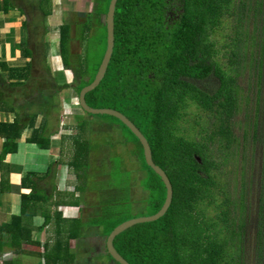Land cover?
I'll use <instances>...</instances> for the list:
<instances>
[{"label":"trees","instance_id":"16d2710c","mask_svg":"<svg viewBox=\"0 0 264 264\" xmlns=\"http://www.w3.org/2000/svg\"><path fill=\"white\" fill-rule=\"evenodd\" d=\"M45 1L47 4L50 3V0ZM110 1H105V11L102 5L103 10L99 14V21L93 24L94 14L90 12L87 14L86 23L82 26V29L88 33L92 26L97 28L98 23L101 28H104L103 42L106 46L91 75L88 73L89 64L83 63L81 67H78L77 62H74L77 57L75 53H72L70 46L75 38L72 35L73 23L66 21L61 26L58 40L60 59L64 69L72 71L74 77L71 82L61 86L51 76L48 81L50 86L48 90L51 89L53 95L51 97L58 96L62 88L66 86L73 87L79 96L81 90L94 81L108 49L106 15ZM248 1H118L114 54L106 77L99 87L86 95V102L93 108L116 109L128 116L148 138L155 162L166 171L174 189L172 204L164 217L158 221L135 225L116 238L115 246L118 252L131 264H229V257L224 249L226 242L220 235L223 230L217 228L222 221L229 229L230 211L223 209L216 218H208L205 214L207 209L202 210L200 205L216 206L215 198L218 189L223 193H229L225 190L227 189L225 184L228 185V183H221L218 180L222 167L212 159L210 144L214 141V143L226 142L225 147L230 150V144L237 140L233 134L232 120L239 113L241 88L237 78L231 73L232 66L239 62L240 57L232 52L236 42L234 38L232 43L228 44L232 47L231 55H224L229 63L224 64L219 58L222 48H218L217 43L214 42L215 33L222 29L224 16L234 17L233 9L237 8L239 13L236 26L243 27L244 22L247 25L250 22L245 13L250 15V11L253 10L254 29L251 33L246 31L244 36L250 37L256 43L259 42L260 47L264 49V0H258L253 7ZM99 3L100 0H95L94 7ZM45 14L49 15V12ZM237 34L239 38L241 34L239 32ZM81 45L83 47V44ZM225 47L226 45L223 46ZM25 51L22 57L24 59L31 57L30 53ZM78 53L80 55L81 52ZM226 65L231 68L225 70ZM31 66L30 59L24 65L12 67L0 61V68L8 69V79L14 81V86H22L27 81L29 74L26 73L30 72ZM243 68H247L245 59ZM255 68L257 73L252 77L259 82L257 75H260L262 81L264 53L255 59ZM214 80L217 83L216 89L208 91L205 86ZM259 86V97H261L264 95L263 85L259 83ZM257 102V113L255 112L251 121L246 123L248 129L246 128L245 134L248 135V130L253 129L251 131L254 142H258L264 148V131L259 130L261 121L259 115L262 113L260 100L258 99ZM192 106L196 107L200 117L204 116L208 120L211 118V121L203 123L204 125L199 119L194 120L193 127L199 128L198 139L190 134L192 132L184 127L183 122L192 112ZM40 115L41 113H33L25 116L28 123L25 122L27 120L24 117L16 118L11 123L0 122V134H4L7 143L12 145V148L7 149L6 152L17 148L16 141L21 138L26 128L31 130V135L27 139L30 143L50 149L54 133H47L49 125L46 117H43L37 125ZM74 116L76 117L74 125L65 129L61 127L63 130L76 132L74 136L61 133V142L67 143L68 139H72L70 142L73 148L68 162H62L68 164V167L77 174V179L81 183L77 190L85 192L88 191L89 174L94 171L93 156L96 151L91 146L90 138L84 140L86 134H92L91 129L88 128L89 121L82 115ZM104 116L114 119L116 126L122 127L131 134L135 142L140 145L143 162L146 165L144 171L148 178L146 190L152 194L148 206L152 210L151 216L159 213L166 203L167 196L163 178L148 165L144 146L136 134L120 119L111 115ZM205 124H209L210 127L207 128ZM227 174H229L230 183L236 181L235 173ZM262 176L259 184V223L254 254L258 263L264 262V168ZM241 180L245 181V177H241ZM244 187L240 189L242 198L245 193ZM56 195L60 198L65 194L57 192ZM48 196V191H40L37 188L33 193L22 195V215L14 217L12 222L3 228L0 227V249L6 242L13 254L12 258L4 260L3 264H20V256L25 254L37 256L44 264H76L78 256L73 248L74 241L83 242L91 230L107 241L111 233L128 220L117 218L105 223L107 218L103 220L102 216L94 214L88 215L85 219L83 216L89 209L82 207L80 208L81 216L65 219L58 211L51 215L45 213L44 209V222L40 227H36L33 219L38 210L43 211V204L48 203L52 198L51 195ZM59 198L55 200L56 206L61 202ZM84 199L85 197L81 196L64 199L62 202L81 206ZM226 204L229 208L232 204L231 200H228ZM238 205L239 215L244 218L246 202L238 201ZM25 215H30L27 224ZM243 218H239L241 232L230 238L239 241L237 248L239 264H243L242 245L248 223ZM234 220L237 225L236 219ZM51 224L54 225L53 229L51 228L54 241L50 239L41 243L30 237L32 228L41 232L47 227H52ZM200 232L206 236L202 237ZM235 232V230L230 231L233 234ZM27 244L43 250L42 252L27 251L24 247ZM151 249L154 250L152 256L148 253ZM105 250L106 256L109 255L113 263L121 264L113 258L106 247ZM169 253L172 256L166 258L165 255Z\"/></svg>","mask_w":264,"mask_h":264},{"label":"rangeland","instance_id":"374dc122","mask_svg":"<svg viewBox=\"0 0 264 264\" xmlns=\"http://www.w3.org/2000/svg\"><path fill=\"white\" fill-rule=\"evenodd\" d=\"M64 1L65 4L63 5V10L62 6L58 7V5L56 6L58 7V11H54V19L60 20V17H62L63 20L61 19L58 22H54V26L51 27V31L55 32L56 29L57 32L53 34V38L48 45V56L50 57V60H45L43 62L44 70L48 72L54 80H57L58 84L61 86L68 82V78L71 81L74 75L72 71H68L66 74V71L62 64V60L58 57V55L60 56V47L56 46V43L58 42L57 39H59L60 37V28L58 27V25L64 24L66 21L73 23L72 35L75 37L73 40V45L75 46L74 53L77 57L74 62H77L78 67H81L83 63L89 64L88 73H90V75L94 71L100 55L104 53V49L106 46L103 42L104 28H101V25H99V23L97 24V28H95V26H92L89 31L90 33H88V31H86L85 29H82V26L86 23L87 14L90 12L94 14L92 17L93 24L96 23L97 20L99 21V14L103 10L102 5L104 6L105 1L107 0H100L99 5H97L96 7L92 5V8L87 10V12L78 14L74 12L72 8L74 0ZM86 1L87 0L84 1V4ZM257 1L258 0H249L248 3H250V6L253 7ZM105 9L106 6H104V11ZM233 11L234 17L230 18L228 15L224 16L222 29L219 32L215 33L214 42L217 43L218 48H222V52L219 58L224 64L229 63L228 58L224 55H231L232 47L228 46V44L232 43L234 38L236 42L232 52L238 54V56L240 57L239 62L235 63L232 66L233 71L231 73V75L237 78L238 84L241 88V102L239 113L232 120L234 124L232 127L233 134L234 137L237 138V140L234 141V143L230 144L231 146L229 145L232 148H229L230 150H227V148L225 147L227 144L226 142L214 143V141L210 144L212 159L215 160L216 163L221 164L222 167L220 176H218V180L221 183H228V185L225 184V186H227V189L225 188V190H227L229 193L226 194L219 191V189L216 190L217 195L215 199L217 201V205L207 207L206 204H201L200 208L202 210H204L205 208L207 209L205 214L208 218H216L219 212L223 209H227L230 211L228 220L229 229L226 227L227 224L222 221L218 224L217 229L222 228L223 230L222 234L220 235L226 242V244L224 245V249L226 255L228 254L229 264L231 262V259L232 264H239V262L237 261V259L239 258V250L237 249L239 241H235V239L230 238L234 235L236 236V234H239L241 232L239 228V218L242 219L243 217H240L239 215L240 209L238 201H245L246 215H244V218L248 221V223L245 227V237L244 243L242 245L243 264H264V262L262 261L258 263L255 260L254 256L259 223V184L260 180L263 178L262 169L264 168V148L262 145H259L258 142H254L252 133L253 129L248 130V135L245 134L246 128L248 129L246 123L251 121L253 114L256 112V102L258 101V99L260 100L259 104L262 111V113L259 115V118L261 119L259 130L264 131V95L259 97V83L261 86L263 85L264 92V74L262 81L260 80V75H257L259 82L254 77H252V75H256L257 73L255 68V59L260 57V55H263L264 49L263 47H260L259 42L256 43L252 41L250 37L244 36V33L246 31L248 33H251L254 29L252 26L255 21L253 10L250 11V15L244 12L250 22L248 23V25L244 22L243 27L236 26L238 24L239 10L237 8H234ZM238 32L241 34L239 38L237 36L239 35L237 34ZM27 44L28 40L26 38L23 43L24 47ZM81 44H83V47ZM224 45H226L225 48H223ZM78 52H81L80 55H78ZM11 55L15 56V60L10 58V60H13L11 62H14L15 65L21 66L26 64V61L22 60V57L19 56V54L17 56L16 52L11 53ZM244 59L247 67L246 69L243 68ZM230 68L231 66L228 67L227 65L224 67L225 70H229ZM35 81L38 80L35 78ZM216 86L217 83L214 80L211 81L209 85L205 86V88L208 91H214L216 89ZM34 87L35 84L33 82L30 89H33ZM62 89L64 91V98L66 101L64 102L61 111L57 112V109L55 110V108H52L54 110L51 114V124L48 120L49 128L54 129L55 126L58 127V124L55 121L56 115L58 119L60 116H62L63 118V121L59 125L60 128L57 132L54 133L53 141H55L57 135H60L61 133H65L67 136L75 135V130L73 131L67 129L66 131L63 129L70 125H74V121L76 118L74 115L79 114L82 115L85 120L89 121L90 126H88V128L91 129L92 132V134H86L84 140H88L90 138L91 146L93 150L96 151L93 156L94 171L89 174L90 178L87 181L88 191H78L79 197H85L84 201H82L81 203V207L89 209L88 211L86 210V213L83 217L87 219L88 215L90 216L93 214L96 216H102L103 220L107 218L104 221L106 223L109 222L110 219L126 218L128 219L127 221H129L136 218L151 216L152 210L149 208L148 203L151 200L152 194L149 190H146L148 178H146V172L144 171L146 170V165H144L143 162L140 145L135 142L131 134L125 131L122 127L116 126V121L111 117L104 115H91L83 112L84 110L82 111L83 108L80 105V98L73 87L66 86ZM5 102H11V99L5 100ZM191 108L192 112L183 121L184 127L189 132H192L190 134H193L196 139H198L197 133L199 128L196 129L193 127L194 120L199 119V121L203 124L211 121V118L210 120H208L204 116L200 117L201 115L197 111L196 107L192 106ZM45 115L46 117H48V113H45ZM205 126L207 128L210 127L209 124H205ZM59 130L63 131L59 132ZM245 136L247 137L246 141ZM70 141H72V139H68L67 143L65 144V156L67 153L68 158H70L72 153L70 151L73 150L72 142ZM229 172L235 173L236 181H231L230 183L229 174H227ZM75 175L76 174L70 172V176H67V179L73 180L72 183L76 184L75 181H77V175ZM243 176L245 177V181L241 180V177ZM242 186L245 189L243 198L240 196V189ZM64 189L65 191L72 190L71 188L67 187ZM228 200H231L232 202L229 208H227L226 204ZM105 214H107L108 216H103ZM234 219H236L238 226L235 224ZM103 220H101V222H103ZM187 224L189 225V223ZM53 226L54 225H52V227H48V231H45L46 234H44L45 237L43 238V241L47 242L50 241V239L53 240L52 236H54V234L52 233L53 230H51V228L53 229ZM233 230L236 231L235 234L230 233V231L233 232ZM90 233L91 235H88ZM199 234H201L202 237L206 236V234L202 232H200ZM97 236L98 235L93 233V231L91 230V232L87 233V236L85 237L83 242L74 241L75 243H77L74 249L78 256V261L76 264H94V262H96L95 260L99 259V257L95 256V252L98 255L97 245H95V239L97 238ZM31 250H40V252H42V249L34 246H31ZM153 251V249L148 250V253L152 256ZM165 256L166 258H168L172 255L169 253ZM20 257V260H24L23 256ZM88 257L90 258V260L87 262ZM7 258L8 256L1 258L0 264L4 262L3 259L6 260ZM21 264L44 263L41 262L40 258H38L37 256L31 255L26 257L25 261ZM99 264L116 263H113V261L110 259V256L108 255L103 256Z\"/></svg>","mask_w":264,"mask_h":264},{"label":"crops","instance_id":"0c3cea01","mask_svg":"<svg viewBox=\"0 0 264 264\" xmlns=\"http://www.w3.org/2000/svg\"><path fill=\"white\" fill-rule=\"evenodd\" d=\"M84 1H73L72 8L74 12L77 14L84 13L92 8V5H95V0H87L85 4ZM49 2L47 4L45 0H0V61L7 63L10 67L17 66L14 62H11L13 60H10V58L15 60V56L11 55V53L16 52L17 56L19 54L22 57V54L27 50L31 57L25 59L22 57L21 59L25 61L30 59L32 62L30 72L26 73L27 75L29 74V78L22 86H14V81H9L8 79V69L0 68V122L11 123L16 118L23 119V117L25 118V116H30L33 113H41L38 125L41 119L46 117L45 113H48L46 118H49L48 120L51 124V114L54 110L52 108L57 109V112L61 111L66 101L63 90L59 92L58 96L51 97L53 96L52 91L50 88L48 90V87H50L48 81H50L51 76L43 68V62L50 60L48 45L53 38V34L57 32L56 29L55 32L51 31V27L54 26V22L62 19L60 17V20H55L54 11H58V7L61 6L63 10V5L65 4L64 0H50ZM45 12H49V15H46ZM62 25L60 24L58 27L61 28ZM26 38L28 44L24 47L23 43ZM56 46H59V42L56 43ZM58 57L60 58L59 55ZM65 71L67 74L69 70ZM35 78L38 81H35ZM33 82L35 87L30 89ZM69 82L71 81L68 78L67 83ZM8 99H11L12 103L5 102ZM57 119L56 115L55 121L58 127L55 126L54 129H50L48 126L47 133L53 134L58 131L63 118L60 116L58 121ZM26 120L25 122L28 123V119ZM30 135L31 130L26 128L21 138L16 141L17 148L14 151L6 152L7 149L12 148V145L7 143L4 134H0L1 228L11 223L14 217L22 215V195L33 193L36 188L40 191H48L49 196L51 195L52 197L48 203L43 204V211H37L33 219L36 227H40L44 222V209L45 213H50L51 215L58 211L65 219H74L81 216V206L62 202L64 199L79 198V190L77 189H79L81 183L77 177L76 184L72 183L73 180L67 179V176H70V172L76 173L68 167V164H63V162H68L69 158L67 153L65 156L66 143H61V134L57 135L55 141H53L54 136L52 137L50 149H44L37 144L30 143L27 140ZM66 187L72 190L65 191L64 188ZM57 192L65 195L59 198L56 195ZM56 198L61 201L58 206L55 205ZM24 217L27 224L30 215H25ZM45 231H48V227L41 232L32 228L30 237L45 243L43 241L44 234H46ZM76 244L75 242L73 243L74 249ZM31 246L33 245L27 244L24 247L27 251H35L31 250ZM5 256H8L7 259L13 256L11 248L6 242L3 243L0 249V259ZM28 256L31 255H23L24 260H21L20 264Z\"/></svg>","mask_w":264,"mask_h":264},{"label":"water","instance_id":"95a60500","mask_svg":"<svg viewBox=\"0 0 264 264\" xmlns=\"http://www.w3.org/2000/svg\"><path fill=\"white\" fill-rule=\"evenodd\" d=\"M119 0H111L109 9L106 15V25H107V33H108V49L105 55V58L103 60V63L100 67L99 72H97L94 81L85 86L80 94V105L83 108V110L86 113L90 114H104V115H111L114 116L118 119H120L124 124H126L134 134L140 139L142 145L144 146L145 149V156H146V161L150 167H152L164 180L166 184V189H167V196H166V203L164 207L161 209V211L153 216L149 217H142V218H136L132 219L129 221H126L119 225L109 236L108 241H107V248L108 252L113 256L114 259H116L119 263L121 264H131L128 260H126L117 250L115 246V240L116 238L121 235L123 232L127 231L128 229L132 228L135 225L142 224V223H148V222H154L158 221L162 217L166 215V212L168 211L169 207L172 204L173 201V196H174V189L173 185L171 183V180L169 179L166 171L159 166L155 160H154V155H153V150L152 146L148 140V138L145 136V134L141 131V129L124 113L116 110V109H111V108H93L89 106L86 102V95L94 91L97 87L100 86L104 78L106 77V74L108 72L109 65L111 63L114 50H115V45H116V25H115V20H116V10H117V5H118Z\"/></svg>","mask_w":264,"mask_h":264},{"label":"flooded vegetation","instance_id":"af4514ba","mask_svg":"<svg viewBox=\"0 0 264 264\" xmlns=\"http://www.w3.org/2000/svg\"><path fill=\"white\" fill-rule=\"evenodd\" d=\"M73 25V24H72ZM73 29V27H72ZM74 40V39H73ZM73 40L70 44L71 48H72V53H74V45H73ZM108 241V240H107ZM107 241H105V239L103 237H101L100 235L97 236V238L95 239V245H97V249H98V255L95 252V256L99 257L96 258L98 260H95L96 262H94V264H99V262H101L103 256H106V250L105 247L107 248ZM108 250V248H107ZM105 254V255H104ZM101 256V257H100ZM90 260V258L88 257L87 262Z\"/></svg>","mask_w":264,"mask_h":264}]
</instances>
